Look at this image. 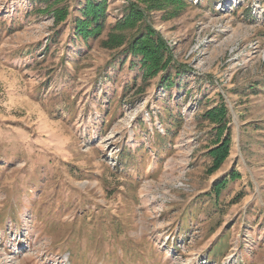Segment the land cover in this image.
<instances>
[{"label":"rangeland","instance_id":"rangeland-1","mask_svg":"<svg viewBox=\"0 0 264 264\" xmlns=\"http://www.w3.org/2000/svg\"><path fill=\"white\" fill-rule=\"evenodd\" d=\"M183 1L146 11L174 61L145 79L129 0L87 40L86 0H0V264H264V0Z\"/></svg>","mask_w":264,"mask_h":264},{"label":"trees","instance_id":"trees-1","mask_svg":"<svg viewBox=\"0 0 264 264\" xmlns=\"http://www.w3.org/2000/svg\"><path fill=\"white\" fill-rule=\"evenodd\" d=\"M127 12L122 20L118 21L114 30L122 31L125 29H137L136 36L128 41L126 51L138 60V65L142 70V76L150 79L165 73L173 64L172 55L169 52L165 39L149 25H142L147 10L165 9L173 6L175 13L183 9V0H129ZM144 5L145 9L141 6ZM107 0H86L83 7L79 10L81 16L75 19V31L77 36L82 39L98 37L105 28L106 24ZM56 21H64L69 14L66 10L57 11ZM143 24V23H142ZM141 27V28H140ZM126 38L121 33H110L108 39L103 42V46L109 49H116L124 46ZM166 85L172 86L171 77L167 74L161 78ZM216 122L219 126L218 131L227 127L226 109L221 107L216 110H209L205 117ZM222 127V128H220ZM219 136V132L217 134ZM231 137L218 140L214 148L210 149L208 154L214 160L213 168L218 169L230 155ZM236 174H233V178ZM226 185L225 181L221 187ZM221 187L215 188L219 193Z\"/></svg>","mask_w":264,"mask_h":264}]
</instances>
